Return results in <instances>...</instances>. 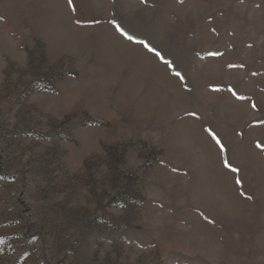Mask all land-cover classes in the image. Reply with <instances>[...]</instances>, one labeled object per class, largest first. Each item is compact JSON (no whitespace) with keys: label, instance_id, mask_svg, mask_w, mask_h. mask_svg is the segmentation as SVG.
Returning a JSON list of instances; mask_svg holds the SVG:
<instances>
[{"label":"rangeland","instance_id":"374dc122","mask_svg":"<svg viewBox=\"0 0 264 264\" xmlns=\"http://www.w3.org/2000/svg\"><path fill=\"white\" fill-rule=\"evenodd\" d=\"M0 264H264V0H0Z\"/></svg>","mask_w":264,"mask_h":264},{"label":"snow or ice","instance_id":"6c2138e0","mask_svg":"<svg viewBox=\"0 0 264 264\" xmlns=\"http://www.w3.org/2000/svg\"><path fill=\"white\" fill-rule=\"evenodd\" d=\"M72 0H69V3H71ZM132 37H129V39H131ZM177 75H179V73H177ZM217 143H219V141H217Z\"/></svg>","mask_w":264,"mask_h":264}]
</instances>
